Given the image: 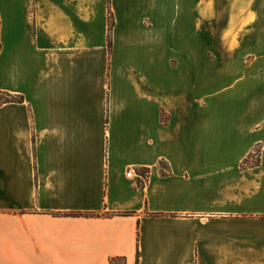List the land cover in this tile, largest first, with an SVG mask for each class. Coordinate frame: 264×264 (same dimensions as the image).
Masks as SVG:
<instances>
[{
    "label": "crops",
    "instance_id": "0c3cea01",
    "mask_svg": "<svg viewBox=\"0 0 264 264\" xmlns=\"http://www.w3.org/2000/svg\"><path fill=\"white\" fill-rule=\"evenodd\" d=\"M6 94L0 264H264V0H0Z\"/></svg>",
    "mask_w": 264,
    "mask_h": 264
},
{
    "label": "trees",
    "instance_id": "16d2710c",
    "mask_svg": "<svg viewBox=\"0 0 264 264\" xmlns=\"http://www.w3.org/2000/svg\"><path fill=\"white\" fill-rule=\"evenodd\" d=\"M110 15H111V19H110L109 30L111 31V30H112V27H113V25H114L113 16H112L111 11H110ZM110 44H111V43H110ZM3 99H4V102H21V101H22L21 98H20V99H17V98L12 97V96L9 95V94H6V95H5V98L1 97V98H0V103L2 102ZM165 123H166V121L163 119V124H165ZM260 151H261V149L258 148V150H257L256 153L258 154V153H260ZM257 156H258V157L256 158L254 155H251V156L246 160L245 163H247V164H251V165H257V164H259V162H260L259 154H258ZM252 160H253V161H252ZM251 161H252V162H251ZM148 172H149V171H148L147 169H146V170H143V171L141 172V176L145 177V175H146ZM139 184L141 185L142 182L139 181ZM138 261H139V251H138V253H137V263H138ZM111 264H117V259H113V260L111 261Z\"/></svg>",
    "mask_w": 264,
    "mask_h": 264
},
{
    "label": "built area",
    "instance_id": "2783aa9c",
    "mask_svg": "<svg viewBox=\"0 0 264 264\" xmlns=\"http://www.w3.org/2000/svg\"><path fill=\"white\" fill-rule=\"evenodd\" d=\"M135 174H136L135 170L130 169V170L128 171V173H127V176H128V177H131L132 175H135Z\"/></svg>",
    "mask_w": 264,
    "mask_h": 264
}]
</instances>
